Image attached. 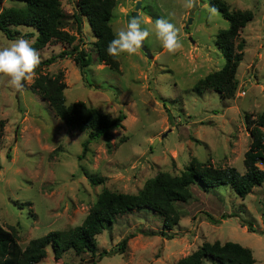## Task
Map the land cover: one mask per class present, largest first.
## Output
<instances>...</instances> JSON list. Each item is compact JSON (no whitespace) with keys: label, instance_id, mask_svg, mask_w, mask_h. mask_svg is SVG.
<instances>
[{"label":"rangeland","instance_id":"obj_1","mask_svg":"<svg viewBox=\"0 0 264 264\" xmlns=\"http://www.w3.org/2000/svg\"><path fill=\"white\" fill-rule=\"evenodd\" d=\"M137 1L142 26L153 29V22L164 17L179 29L182 47L175 54L166 53L150 35L144 41L149 55L141 49L132 56L121 54L117 71L99 63L96 38L79 13L78 0H60L61 27L70 39L49 42L38 50L41 60L62 50L72 52L38 73L62 72L66 105L82 101L111 118L124 113L121 127L107 136L83 146L88 131L70 129L32 89L38 74L20 92L0 84V120L4 122L0 224L14 229L22 248L49 231L80 225L103 189L134 194L158 173L180 174L192 160L245 170L243 157L251 137L244 116L256 118L264 111V0H221L229 10L253 14L234 40V48L242 44V57L235 72L236 89L228 98L212 89H194L198 80L224 64L215 38L228 27V20L211 0H196L192 13L187 0H115L109 21L114 35L130 21ZM22 5L17 0H0V11ZM12 29L33 32L29 40H35L36 29L31 26ZM9 41L0 30V48ZM74 47L90 58L82 71L74 60ZM258 167L264 165L259 162ZM90 176L101 181L92 184ZM190 188V199L175 204L178 223L165 235L155 212L131 211L96 236L94 255L69 250L55 259L48 247L37 264H176L203 242L215 240L237 242L251 250L254 264H264V182L245 197L231 186L209 191L198 185ZM223 214L228 216L221 218ZM211 218L219 221L213 223ZM241 220L251 222L254 231H248ZM127 236L122 252L103 254Z\"/></svg>","mask_w":264,"mask_h":264},{"label":"trees","instance_id":"obj_2","mask_svg":"<svg viewBox=\"0 0 264 264\" xmlns=\"http://www.w3.org/2000/svg\"><path fill=\"white\" fill-rule=\"evenodd\" d=\"M22 2L20 7H6L0 11V30L4 35L13 40L18 36L31 38L34 33H23L12 29V26H31L36 29L33 46L39 50L52 41L65 42L70 39L67 31L61 27L64 13L60 0H17ZM115 0H78L80 15L86 17L89 27L96 40L94 47L99 63L107 65L117 71L119 62L117 57L106 54L108 43L115 37L110 26V18ZM211 5L218 9L228 20V27L220 30L215 38L223 57L224 64L221 69L207 74L194 85L197 92L212 89L222 97H231L236 89L237 81L235 72L241 60L242 44L234 48V40L239 28L249 22L253 14L250 10H229L228 5L221 0H211ZM76 20L80 23L77 14ZM236 49V51H235ZM74 60L82 71L90 63V58L83 51H77ZM72 52L62 50L47 59L41 60L36 69L39 73L43 66L51 64L57 57H64ZM32 89L45 98L55 114L70 129L88 131V139L83 143L86 146L91 140L107 136L109 131L121 127L125 119L123 112L111 118L99 112L96 108L86 105L82 101L65 104L62 72L55 74H38L31 85ZM249 129L251 142L244 152V172H239L235 167L227 166L216 168L210 163L190 161L185 169L178 175L158 173L148 180L136 193L115 192L103 189L89 209L82 223L66 230H52L43 236L30 239L22 248L18 243L16 232L13 228H6L0 224V264H37L46 256V249L50 247L55 259H59L65 252L72 250L75 253L89 252L94 255L97 251L96 236L110 226L119 215L131 211L149 209L162 219V229L170 230L179 221V211L175 204L186 202L192 196L191 186L198 185L202 190L209 191L223 186H231L240 197H245L251 190L264 182V111L256 118L249 114L244 116ZM4 122L0 120V129ZM92 184L99 183L101 178L89 177ZM228 215L223 214L221 218ZM230 216H236L230 214ZM213 223L218 222L211 218ZM247 230L253 232L251 222L241 220ZM130 236L122 239L115 249L104 250L103 254L112 255L122 252ZM254 264L255 260L249 248L233 241L203 242L196 250L180 258L176 264Z\"/></svg>","mask_w":264,"mask_h":264},{"label":"clouds","instance_id":"obj_3","mask_svg":"<svg viewBox=\"0 0 264 264\" xmlns=\"http://www.w3.org/2000/svg\"><path fill=\"white\" fill-rule=\"evenodd\" d=\"M196 0H187V7H192ZM140 16H133L125 27L115 33V37L108 43L106 54L118 57L121 54L132 56L143 46L150 35H154L161 48L168 54H175L182 43L179 29L164 17L153 22V29L144 25ZM41 63V54L33 46V41L18 36L8 45L0 48V84H6L11 89L20 92L25 83H30Z\"/></svg>","mask_w":264,"mask_h":264},{"label":"water","instance_id":"obj_4","mask_svg":"<svg viewBox=\"0 0 264 264\" xmlns=\"http://www.w3.org/2000/svg\"><path fill=\"white\" fill-rule=\"evenodd\" d=\"M140 6V1H137L136 3V6H135V11L132 12V17L133 16H137L138 13H137V9L139 8ZM197 6V2H195V4L192 6L191 8V13L194 11V8H196ZM191 21V19L189 18L188 21H187V24ZM146 55H149V51L147 49V47L145 46V44L143 43V46L140 48ZM156 143V140L153 142V145Z\"/></svg>","mask_w":264,"mask_h":264}]
</instances>
